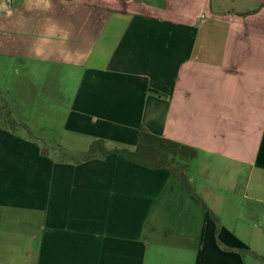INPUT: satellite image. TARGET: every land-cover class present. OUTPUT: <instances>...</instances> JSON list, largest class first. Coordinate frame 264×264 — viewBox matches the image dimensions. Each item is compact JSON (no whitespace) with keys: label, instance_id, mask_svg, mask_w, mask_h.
I'll list each match as a JSON object with an SVG mask.
<instances>
[{"label":"crops","instance_id":"0c3cea01","mask_svg":"<svg viewBox=\"0 0 264 264\" xmlns=\"http://www.w3.org/2000/svg\"><path fill=\"white\" fill-rule=\"evenodd\" d=\"M66 1L18 54L8 103L50 149L0 129V264H264V0ZM143 131L198 151L219 223L167 170L60 160Z\"/></svg>","mask_w":264,"mask_h":264},{"label":"rangeland","instance_id":"374dc122","mask_svg":"<svg viewBox=\"0 0 264 264\" xmlns=\"http://www.w3.org/2000/svg\"><path fill=\"white\" fill-rule=\"evenodd\" d=\"M128 1L136 9L143 6L163 12L177 3L186 5L185 0ZM67 3L66 0H46L44 4H39L38 0H0V4L7 6L6 9H0V119L1 115L8 112V109L3 110L5 103L13 101L12 87L19 67L18 54L30 43L29 34L35 32L36 23L44 24L47 18L64 15ZM8 11H11V16ZM22 132L23 130L18 128V133ZM33 135L43 147L50 149L42 136L34 133Z\"/></svg>","mask_w":264,"mask_h":264},{"label":"trees","instance_id":"16d2710c","mask_svg":"<svg viewBox=\"0 0 264 264\" xmlns=\"http://www.w3.org/2000/svg\"><path fill=\"white\" fill-rule=\"evenodd\" d=\"M153 92L160 96L162 95L157 91ZM5 109H8V112L5 115H1L0 129L18 133V128H21L29 139L37 142L38 140L35 139L29 126L14 116L13 109L8 102L5 103L3 110ZM42 153L47 155L46 147L42 148ZM113 154H119L131 162L150 169L169 171L179 180L192 197L210 213L212 218L219 223L216 215L196 193L194 186L190 182L188 170L192 161L197 157L198 151L188 145L143 131L139 136L137 148L134 152L127 150H109L103 140H97L85 152L74 154L61 152L60 160L80 164L91 160H104Z\"/></svg>","mask_w":264,"mask_h":264},{"label":"clouds","instance_id":"9594fccd","mask_svg":"<svg viewBox=\"0 0 264 264\" xmlns=\"http://www.w3.org/2000/svg\"><path fill=\"white\" fill-rule=\"evenodd\" d=\"M6 7H7L6 5L0 4V9H6ZM11 14H12L11 11H8V15L11 16ZM37 54H39V49H37Z\"/></svg>","mask_w":264,"mask_h":264}]
</instances>
